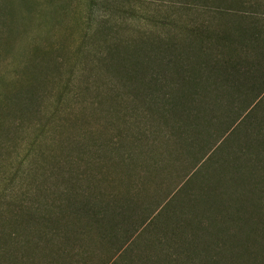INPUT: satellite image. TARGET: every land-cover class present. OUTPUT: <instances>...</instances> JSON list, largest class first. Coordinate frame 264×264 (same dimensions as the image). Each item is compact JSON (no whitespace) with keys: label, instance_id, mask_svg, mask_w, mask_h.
<instances>
[{"label":"trees","instance_id":"trees-1","mask_svg":"<svg viewBox=\"0 0 264 264\" xmlns=\"http://www.w3.org/2000/svg\"><path fill=\"white\" fill-rule=\"evenodd\" d=\"M50 1L44 0L40 6L46 7L48 3L52 5ZM235 1L264 3V0H186L184 1L186 6L182 8L194 9L201 14L203 12L205 16H207L205 13L210 11L221 16L233 14L236 19L233 22L239 24L245 34L250 35V39L241 41L237 47L240 55L235 61L219 55L209 58L205 56L207 52L215 51L219 43H225V49L228 48V44L231 46V41L223 36V33L227 32L226 21L219 22L218 27L223 26L224 30L218 31H213L215 26L213 22L204 21L202 24L194 25V29L199 35L203 34L202 36L207 37L213 31L215 36L213 35L212 39L217 42L210 45L204 42L206 44L204 48L189 42L190 50L197 49L203 54V56L192 54L196 55L197 59L179 53L175 46H157L169 51L167 53H162L161 49L152 52L151 46L148 47L146 42H142L132 57L134 62L144 61L150 65L145 72L136 63L129 61L128 65L124 63L126 58L118 48L130 47L132 42L127 41L128 39H115L117 34L111 33L110 27L104 42V54L98 58L97 66L118 74L124 86L129 87V92L135 94L136 100L140 101L142 115L149 114V125L152 129L149 134L143 131L132 134L131 129H126L129 131L122 133L121 136L127 146L121 145L120 148L105 152L102 150L111 156H120V159L116 163L112 162L108 169L116 167L118 171L114 170L112 173L114 180L117 181L119 177V184L126 185L128 190L133 192L127 191L121 202L114 200L118 203L117 206L111 199L98 202L99 195L92 191L86 193L82 188H77L69 170L49 173L47 165L58 170L65 166L59 165L60 161L56 159L53 143L47 146L50 149L41 151L42 138L50 131L48 129L44 133L46 126L39 124L35 127L39 142L37 140L29 142L23 151L16 155V161L10 166L12 169L18 163L14 175L20 176L18 178L23 181L29 178L33 180L31 191L36 201L42 202L45 197L52 201L49 212L58 210L57 214H61V220L56 221V233L52 235L46 231L39 236L40 240L44 241L43 246L36 243L31 236H23L29 228L23 233L16 234L12 231L8 234L4 233V230L0 231V264H26L21 262L24 260L21 256L25 247L28 250L34 249L32 252L36 255L43 254L49 264L66 258L75 261L78 254L71 256V251L52 247L53 237L56 239V236L58 240H64L67 246L78 247L85 254L96 247L105 249L108 256L102 264L108 261L109 264H201L202 260L205 264H224L222 259L225 258H228L229 264H259L258 256L264 243V228L261 223H255L258 219L252 217L253 215L261 217V213H248L249 209H244L243 203L234 204L231 196L224 197L228 194L226 190L228 185L219 190L217 189L219 186L216 185L251 179L252 176L264 180V28L247 20L246 16H258L255 12L247 8L235 10ZM1 2L2 0L0 33L4 32V16H1V13H5ZM221 3L225 6L220 8L218 4ZM238 15L243 17L237 20ZM256 19L258 18L253 17L254 21ZM251 48L260 50L254 59L249 53ZM194 69H197L199 74H194L192 72ZM39 77L40 74L38 79ZM207 84H211L210 93L207 91L209 89L206 88ZM62 96H65V93ZM30 100L32 99L21 89L0 96V153L4 150L2 140L9 133L5 118L33 115L31 105L37 102ZM60 111L61 103L50 110L48 121H55ZM156 116L158 122L153 123ZM115 145L116 143L110 140L104 143L107 149ZM221 155L224 156L219 158ZM232 158H235L237 166L230 164L229 159ZM216 162L218 170L213 177L211 176L215 184L206 185L213 187H207L190 200L194 209H197L200 200L211 201L209 213L214 214L212 222H206L198 213H173V221H169V213H159L155 217L146 218L143 222L134 223V213L129 211L133 205H138L135 196L142 197V201L147 197V184L150 181L168 180L176 173L184 172L187 179L181 191L185 194L184 190L189 189L193 182H198L201 176L215 168ZM54 163L56 165H53ZM40 180L56 186L57 191L40 198L43 187L38 182ZM7 181H4L5 184L0 191V201L8 199V195H5L9 190ZM60 182L64 183L63 188L60 187ZM137 182L145 186L143 191L137 192L131 186ZM262 192L260 191V194L264 196L262 195L264 188ZM252 207L257 208L254 204ZM3 208L4 203L1 202L0 227L8 217L7 204L4 210ZM19 208L16 216L25 222L22 213L26 212L22 206ZM30 210L33 213L25 215V217L29 215L30 219H26L29 223L39 224L42 220H45L44 223H50L56 214L38 215L36 211ZM66 210L75 215L77 220L69 221L71 214L65 213ZM66 218L68 220H65ZM228 228L234 232L227 231ZM244 228L252 235L256 233V239L260 241L261 246L252 242L247 243L246 247L244 246L245 250L241 251L245 252V255H240L232 246L237 237L236 230L243 231ZM146 239L149 253L141 248ZM30 243L38 245L31 247ZM12 245L19 246L17 254H14ZM84 259L86 258L81 257L80 261Z\"/></svg>","mask_w":264,"mask_h":264},{"label":"rangeland","instance_id":"rangeland-1","mask_svg":"<svg viewBox=\"0 0 264 264\" xmlns=\"http://www.w3.org/2000/svg\"><path fill=\"white\" fill-rule=\"evenodd\" d=\"M184 1L186 0H51L52 5L48 3L44 7V5L40 6L44 0H2L5 13H1V16H4V32L0 33V96L21 89L32 99L30 102L36 101L37 103L31 105L33 113L31 116L17 115L5 118L9 133L1 143L4 150L0 153V191L5 180H8L9 190L5 194L8 195V199L1 200L0 203H4L3 210L6 204L9 210H7L8 217L1 225L0 231L4 230L7 234L12 231L16 234L23 233L29 228L23 236H31L36 243L42 246L44 241L40 240L39 236L46 231L52 235L57 231L56 221L61 220V214H57L58 210L49 212V205L52 201L46 197L42 202L36 201L31 191L34 181L30 178L23 181L18 178L20 176L14 175L18 163L12 169L10 166L16 161V155L23 151L29 142L32 140L39 142L40 139L35 132V127L39 124L46 126L44 133L48 129L50 131V135L48 133L42 138L41 151L50 149L47 146L53 143L56 149V159L60 161L59 165L65 166L58 170L54 166L51 168V165H47L49 173L51 171L62 173L69 170L77 188H82L86 193L92 191L99 195L96 196L98 202L103 199L121 202L127 191L133 192L128 190L126 185L119 184V177L117 181L114 180L112 173L114 170L118 171L116 167L108 169L113 164L112 162L116 163L120 159V156H111L103 153L102 150L110 151L125 145L121 134L130 129L132 134L142 131L149 134L152 129L149 125V114L142 115L139 108L140 101L136 100L135 94L129 92V87L124 86L118 74L113 73V70L111 72L104 67L97 66L98 58L104 54V42L110 27L112 28L111 33L117 34L115 39H128L127 41L132 42L130 47L118 48L126 58L124 63L127 65L128 61L136 63L144 72L150 68V65L144 61L134 62L132 57L142 42H146L148 47L151 46L150 51L152 52L161 49L162 53H167L169 51L157 48V46H175L179 53L185 56L191 55L197 59L196 55L201 53L197 49L190 50L189 42L202 48L213 42L217 44L216 40L212 39L215 36L213 31L224 30L223 26L218 27V25L219 22L226 21L228 27L223 36L231 41V46L228 44V48L225 49V43H219L220 49L217 44L215 51L207 52L205 56L209 58L219 55V57L235 61L240 55L237 47L241 41L250 39V35L245 34L242 27L233 22L236 20L233 14L221 16L210 11L205 13L207 15L205 16L203 12L201 14L194 9V11L185 7L182 9L184 5L186 6ZM235 3V10L247 8L258 14V16H246L247 20L253 25L264 28V18H262L264 17V3L255 1H235ZM224 6L222 3L218 4L220 8ZM230 6H233L232 2ZM241 17L243 16L238 15L237 20ZM253 17L258 19L254 21ZM204 21L213 22L215 25L207 37L202 36L203 34L199 35L194 29L195 24L199 25ZM184 28L187 29L182 31ZM259 52L257 48L255 50L251 48L249 51L252 59L256 58V53ZM192 72L199 74L197 69ZM210 85L206 86L209 88L208 92L211 89ZM64 93L65 96H62ZM59 103H61L59 117L55 121H48L50 110ZM156 122H158L157 116L153 120V123ZM159 123L162 125L161 122ZM162 129L165 131V128L162 127ZM107 140L116 145L107 149L104 146ZM232 159H229L230 164L237 166L234 162L235 158ZM217 170L216 162L215 168L201 176L198 182H193L189 189L184 190L185 194L181 191L187 179L184 172L176 173L168 180L150 181L147 184V197L142 201V197L135 196L138 205H133L129 211V213H134V223L143 222L146 218L155 217L159 213H169V221H173V213H198L206 222H212L214 214L209 213L211 201L200 200L197 203V209H194L190 200L207 187H213L206 185L215 184L211 176L213 177ZM250 178L238 182L222 183L224 185L216 184L219 186L217 189L228 185L226 187L228 194L224 197L231 196L234 204L243 203L242 207L249 209L248 213H261V217L253 215L252 219H258L255 223H261L264 228L262 224L264 223V196L260 194L264 188V180L253 176ZM112 180L114 182H111ZM38 182L43 185L40 198L57 191V187L50 183L43 180ZM59 185L64 187L62 182ZM131 186L137 192L145 188L140 182L133 183ZM115 201L114 204L117 206L118 203ZM253 204L257 208L260 205L263 206L256 211L257 208L253 209ZM20 206L26 212L22 213L25 222L21 217L16 216V213L20 211ZM30 209L36 211L38 215L56 214L50 223H44L45 220L39 224L29 223L26 219L30 217L29 215L25 217V215L32 212ZM69 212V210L65 211V213ZM70 214L69 221L76 219L75 215L71 212ZM141 216H143L142 219ZM227 231L234 232L230 228ZM236 236L232 248H235L236 253L239 251L240 255H245V252L241 251L245 250L247 243L252 242L261 246L260 241L256 239V233L252 235L247 232L246 228L243 231L236 230ZM147 240L141 248L149 253L146 248ZM36 243H30V246H37ZM52 247L71 251V256L76 254L78 256L75 261L66 258L50 264H61V262L62 264H102L108 256L105 249L97 247L87 254L82 253L80 248L67 246L64 240H58L57 236L56 239L53 237ZM12 249L14 254H17L19 246L12 245ZM33 250L25 247L21 256L24 260L21 262L49 264L43 254L36 255ZM150 251L153 254V249ZM81 257L86 259L80 261ZM258 257L259 264H264V243H262ZM222 260L224 264H229L228 258ZM109 263V261L106 262V264ZM200 263L205 264L204 260Z\"/></svg>","mask_w":264,"mask_h":264}]
</instances>
